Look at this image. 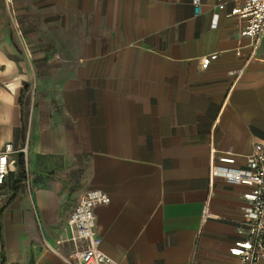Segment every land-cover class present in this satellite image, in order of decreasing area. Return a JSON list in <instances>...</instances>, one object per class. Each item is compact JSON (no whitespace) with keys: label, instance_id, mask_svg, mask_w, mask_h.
I'll return each mask as SVG.
<instances>
[{"label":"crops","instance_id":"obj_1","mask_svg":"<svg viewBox=\"0 0 264 264\" xmlns=\"http://www.w3.org/2000/svg\"><path fill=\"white\" fill-rule=\"evenodd\" d=\"M242 1L0 0V149L27 143L0 264H63L95 188L111 197L95 207L100 248L119 264H238L247 187L209 170L213 148L245 167L264 145V30L241 35Z\"/></svg>","mask_w":264,"mask_h":264},{"label":"built area","instance_id":"obj_2","mask_svg":"<svg viewBox=\"0 0 264 264\" xmlns=\"http://www.w3.org/2000/svg\"><path fill=\"white\" fill-rule=\"evenodd\" d=\"M231 15H239L246 20L241 35H249L255 39L260 37L264 30V0H243L232 9ZM216 58L217 53L202 56L201 67L207 68ZM241 72L242 69H238L230 73L239 75ZM20 154L26 157L27 143L16 147L7 142L0 149V207L9 196L6 184ZM211 155V185L214 179L222 178L227 183L247 187L242 195L245 205L240 232L243 237L233 243L229 252L238 259V264H264V145L254 144L252 152L246 157L245 167L234 166L236 157L233 153L223 152L216 155V149L213 148ZM110 201V195L102 189H87L80 195L68 219L75 248L63 257V264H119L101 250L102 238L95 230V207ZM208 211L206 207L203 218L209 215Z\"/></svg>","mask_w":264,"mask_h":264},{"label":"trees","instance_id":"obj_3","mask_svg":"<svg viewBox=\"0 0 264 264\" xmlns=\"http://www.w3.org/2000/svg\"><path fill=\"white\" fill-rule=\"evenodd\" d=\"M17 166H18V176L20 178H25L26 176V166H25V158L23 154H20L18 156V161H17Z\"/></svg>","mask_w":264,"mask_h":264},{"label":"rangeland","instance_id":"obj_4","mask_svg":"<svg viewBox=\"0 0 264 264\" xmlns=\"http://www.w3.org/2000/svg\"><path fill=\"white\" fill-rule=\"evenodd\" d=\"M14 170L17 171V172L19 171L18 167L16 165L14 166Z\"/></svg>","mask_w":264,"mask_h":264}]
</instances>
